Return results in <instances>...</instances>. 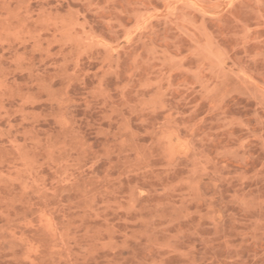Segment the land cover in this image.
Instances as JSON below:
<instances>
[{
  "label": "rangeland",
  "instance_id": "374dc122",
  "mask_svg": "<svg viewBox=\"0 0 264 264\" xmlns=\"http://www.w3.org/2000/svg\"><path fill=\"white\" fill-rule=\"evenodd\" d=\"M0 264H264V0H0Z\"/></svg>",
  "mask_w": 264,
  "mask_h": 264
}]
</instances>
